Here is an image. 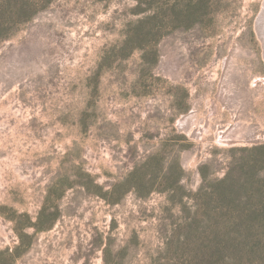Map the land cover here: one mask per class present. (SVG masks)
<instances>
[{
    "label": "rangeland",
    "instance_id": "obj_1",
    "mask_svg": "<svg viewBox=\"0 0 264 264\" xmlns=\"http://www.w3.org/2000/svg\"><path fill=\"white\" fill-rule=\"evenodd\" d=\"M0 10V264H226L199 208L256 179L264 0Z\"/></svg>",
    "mask_w": 264,
    "mask_h": 264
},
{
    "label": "trees",
    "instance_id": "obj_2",
    "mask_svg": "<svg viewBox=\"0 0 264 264\" xmlns=\"http://www.w3.org/2000/svg\"><path fill=\"white\" fill-rule=\"evenodd\" d=\"M14 1L0 0V3L8 6ZM17 12L9 10V14L4 17V12L1 13L0 10V14L3 16L2 22L0 21V28L12 20L11 18H15ZM238 165L237 168L239 167L241 172L238 179H234L232 175L234 168L231 166L222 186L213 188L212 195L219 192L224 196L222 203L218 204L215 201L207 200L200 205L199 209L202 211L200 216L206 223L209 220L207 216L209 212L211 220H214L213 228L216 226L217 229L214 234L217 235V242L221 247L218 248L214 244L213 253L218 252L226 264H264V151H261L254 159V166L258 173L256 172V179L252 184L245 181L240 182L241 179L248 177L249 161L244 160ZM215 209H220V214L215 212ZM207 226L204 224L201 227L200 223H195L193 226L197 235L193 236L192 243L195 241L197 256L202 258H205L208 252ZM199 229H201L200 232Z\"/></svg>",
    "mask_w": 264,
    "mask_h": 264
}]
</instances>
